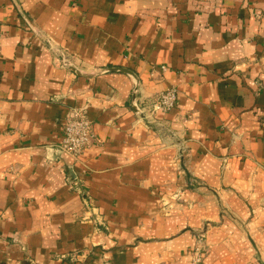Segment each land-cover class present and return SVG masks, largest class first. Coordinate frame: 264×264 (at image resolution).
Returning <instances> with one entry per match:
<instances>
[{
  "label": "crops",
  "instance_id": "0c3cea01",
  "mask_svg": "<svg viewBox=\"0 0 264 264\" xmlns=\"http://www.w3.org/2000/svg\"><path fill=\"white\" fill-rule=\"evenodd\" d=\"M207 225L203 264H264V0H0V264H193Z\"/></svg>",
  "mask_w": 264,
  "mask_h": 264
},
{
  "label": "built area",
  "instance_id": "2783aa9c",
  "mask_svg": "<svg viewBox=\"0 0 264 264\" xmlns=\"http://www.w3.org/2000/svg\"><path fill=\"white\" fill-rule=\"evenodd\" d=\"M166 71V68H162ZM178 95L175 89L167 90L158 95L152 104L151 114L168 113L176 107ZM147 119L149 113H144ZM148 114V115H147ZM151 116V115H150ZM94 140L92 123L89 120L87 113L80 109H75L70 116L65 119L63 127V140L60 146V151L70 155L74 159L82 156L86 148ZM73 186H78L79 181L70 182ZM205 259L204 252L197 249L193 264H203Z\"/></svg>",
  "mask_w": 264,
  "mask_h": 264
},
{
  "label": "rangeland",
  "instance_id": "374dc122",
  "mask_svg": "<svg viewBox=\"0 0 264 264\" xmlns=\"http://www.w3.org/2000/svg\"><path fill=\"white\" fill-rule=\"evenodd\" d=\"M154 101H155V99L151 100L149 103H147V105H145L142 108L143 113L147 112V113H149V115H151V116L153 115V114H151V110H152L151 108H152V104ZM144 117H145V114H144ZM148 121H149V119H148ZM178 170L180 172L183 171L182 167H180V166L178 167ZM70 182L68 180L66 181L67 187L70 190L76 192L80 196L84 210H86V212H85L86 214H85L83 220L89 221V222H96L99 227L100 226L104 227V229L101 232L109 233V228H108V226L104 225V220L102 219V216L100 214L94 213V209H95L94 199H93L91 193L84 187V183L79 182V185L77 187L76 186L72 187V184ZM185 189H187V185L177 188L175 193H172L168 197H161L160 198V203H161L162 208H163L162 210H163L165 215H169V212L172 209V207L174 206V204L183 201V195H184ZM93 217H94V219H93ZM208 227H209V225H207V227L204 230H202V231L200 230V231L195 232L196 245L194 246L192 251H190V253H189L190 256L194 257L197 249H200L201 251H203L205 256L208 254V249L206 247V235H207V228ZM66 258H69L70 261L75 260L74 256H66Z\"/></svg>",
  "mask_w": 264,
  "mask_h": 264
},
{
  "label": "water",
  "instance_id": "95a60500",
  "mask_svg": "<svg viewBox=\"0 0 264 264\" xmlns=\"http://www.w3.org/2000/svg\"><path fill=\"white\" fill-rule=\"evenodd\" d=\"M105 73V72H122V73H126L128 75H132L134 78H135V89L133 91V102H132V105H133V108L135 110V112L137 113H141L142 110L139 108L138 104L136 103V95H137V92H138V88H139V81L137 79V77L131 73L130 71L126 70V69H122V68H116V69H110V70H106V71H100V72H96V73Z\"/></svg>",
  "mask_w": 264,
  "mask_h": 264
}]
</instances>
